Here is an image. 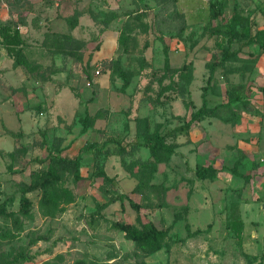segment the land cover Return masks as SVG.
<instances>
[{
	"label": "rangeland",
	"instance_id": "rangeland-1",
	"mask_svg": "<svg viewBox=\"0 0 264 264\" xmlns=\"http://www.w3.org/2000/svg\"><path fill=\"white\" fill-rule=\"evenodd\" d=\"M219 1L214 20L212 0H0L27 60L0 38V264H264V0ZM203 93L212 115L169 135ZM77 156L79 179L55 163Z\"/></svg>",
	"mask_w": 264,
	"mask_h": 264
},
{
	"label": "trees",
	"instance_id": "trees-1",
	"mask_svg": "<svg viewBox=\"0 0 264 264\" xmlns=\"http://www.w3.org/2000/svg\"><path fill=\"white\" fill-rule=\"evenodd\" d=\"M211 10V17L212 19L216 20L218 19L224 10V5L219 0H212L210 5ZM249 22L247 18L241 17V16H233L232 22L229 23V29L230 31H234V26H240L241 28L246 27V23ZM249 35V41L255 42L258 44L262 51H264V29L257 31L256 33L252 34L251 30L248 31ZM0 38H1V44L4 46L6 53L8 56H10L14 62V64L18 67L26 66L27 60L24 56L23 52V46H24V40L21 37V34L18 29H13L9 26H4L0 28ZM230 39L228 40V42ZM230 56H232V53L230 51H227L224 55V57L227 59ZM164 67L167 69L169 68V58L167 53H165V62ZM212 73L215 70V67H212ZM212 74L210 75L209 80L212 79ZM122 78L125 80L126 78L124 74H122ZM126 85V84H125ZM212 109H209L206 103V94L203 93L202 96V106L192 113L191 118L189 121L184 123L181 126L175 127L171 129L168 134L169 135H182L187 133L192 125L194 123H197L201 121V119L211 116L212 115ZM152 142L154 144H150V151H151V157L157 163L160 161V157L163 155L170 156L174 153V147L165 144L163 137H160L158 135L153 136ZM119 146V145H118ZM21 151L25 152V149L23 146H20ZM83 152V151H81ZM99 151H96V159H98ZM47 159V158H46ZM45 160V159H44ZM44 160H41L39 158L33 159L35 163H42ZM79 162H80V156H77L75 159H56L55 163L70 168L75 173V178L79 179ZM232 173L236 175L237 177H240L244 179L245 181H248L250 179L249 176H243L238 174L235 168H233ZM52 173L54 174V170L52 169ZM217 169H215L212 166L207 167H199L195 171L196 178L199 180H213L216 177ZM231 228L234 232L235 238L237 240V244L241 246V234L243 230V223L240 220V218H236L232 220L231 222ZM124 231L126 233L127 238L131 239L137 247L147 253L155 252L161 248V242L164 238L165 234L162 231H157L156 229H149L147 231L139 230L135 227H124Z\"/></svg>",
	"mask_w": 264,
	"mask_h": 264
}]
</instances>
